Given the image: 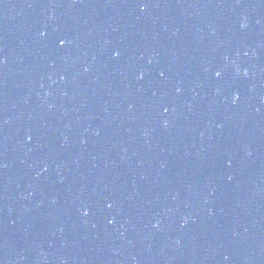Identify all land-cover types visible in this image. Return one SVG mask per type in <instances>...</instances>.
Segmentation results:
<instances>
[{"label":"water","instance_id":"obj_1","mask_svg":"<svg viewBox=\"0 0 264 264\" xmlns=\"http://www.w3.org/2000/svg\"><path fill=\"white\" fill-rule=\"evenodd\" d=\"M139 2L0 0V264H264V0Z\"/></svg>","mask_w":264,"mask_h":264},{"label":"snow or ice","instance_id":"obj_2","mask_svg":"<svg viewBox=\"0 0 264 264\" xmlns=\"http://www.w3.org/2000/svg\"><path fill=\"white\" fill-rule=\"evenodd\" d=\"M139 7H140L141 9H144V8L147 7V3L144 2V0H140V2H139ZM59 43H60L61 45H63V44L66 43V41H65L64 39H61V40L59 41ZM217 75H219V73H217ZM109 207H111V205H109Z\"/></svg>","mask_w":264,"mask_h":264},{"label":"clouds","instance_id":"obj_3","mask_svg":"<svg viewBox=\"0 0 264 264\" xmlns=\"http://www.w3.org/2000/svg\"><path fill=\"white\" fill-rule=\"evenodd\" d=\"M85 211H87V209H85Z\"/></svg>","mask_w":264,"mask_h":264}]
</instances>
